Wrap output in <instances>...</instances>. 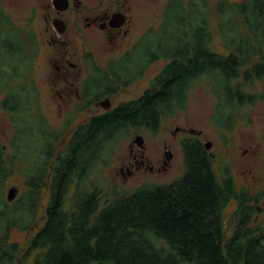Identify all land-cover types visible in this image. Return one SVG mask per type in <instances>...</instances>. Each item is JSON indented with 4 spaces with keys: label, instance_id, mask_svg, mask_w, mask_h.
<instances>
[{
    "label": "trees",
    "instance_id": "1",
    "mask_svg": "<svg viewBox=\"0 0 264 264\" xmlns=\"http://www.w3.org/2000/svg\"><path fill=\"white\" fill-rule=\"evenodd\" d=\"M214 31L225 54L210 47ZM3 45L0 90L10 85L0 108L13 123L17 110L19 123L32 124L41 143L27 145L25 130L13 127L8 147L0 144V264H264V228L254 205L259 196L237 188L227 165L217 175L212 153L197 136L180 141L183 170L166 183L103 193L88 181L114 142L131 130L157 131L164 117L184 109L187 92L202 78L216 98L210 120L223 130L232 131L238 111L264 99L252 90L264 81V0H167L157 30L149 29L128 56L87 79L85 91L97 100L164 59L150 86L92 115L67 142L61 141L66 129L52 132L40 112L28 114L20 87L26 84L5 73L15 55ZM17 164L25 189L8 203L1 188ZM44 190L48 200L40 218ZM231 201L236 207L227 233L224 210ZM13 228L36 231L22 247L9 239Z\"/></svg>",
    "mask_w": 264,
    "mask_h": 264
},
{
    "label": "rangeland",
    "instance_id": "2",
    "mask_svg": "<svg viewBox=\"0 0 264 264\" xmlns=\"http://www.w3.org/2000/svg\"><path fill=\"white\" fill-rule=\"evenodd\" d=\"M166 1L146 0L144 10H141L135 18L134 31L122 42V48L112 50L115 46L108 42L95 47L92 55L94 63L99 66L98 69L107 70L108 66L106 67L105 64L108 61L120 59L122 52L130 49L140 35L142 37L151 28L157 30ZM22 11L21 6H18V13L14 16H23L24 12ZM22 16L19 18H23ZM212 22L214 23V21ZM210 47L215 52L226 53L217 31H214ZM90 49L92 50V48ZM54 53V51L46 49L35 53V62L31 71L28 72L30 77L27 78L32 81L36 89L28 96L25 109L30 115L40 112V116L47 125L45 127L52 132L66 129V131L63 130L64 136L61 141L67 142L78 125L106 109L100 104L95 105L94 102L85 108L72 96L58 99L57 93L51 89V83L55 76L54 67L49 60L52 59ZM165 63L164 59H157L145 67L144 72L136 81L125 87L118 86L117 91L110 98L111 107L141 95L150 86L151 79ZM92 69L95 68L84 67V71L76 83L78 89L87 79L86 76L91 75ZM209 84L207 78L196 81L187 92L184 109L164 117L157 131L151 132L143 128L137 131L131 130L128 135L114 142L108 149L110 154L105 157L103 165L93 168L89 173V183L97 185L105 193L110 192L112 188H116L119 192L121 190L130 191L142 185L161 184L177 178L183 170L180 141L194 134L193 136H197L204 144L211 142L208 150L213 155V169L217 175L220 167L227 165L237 188L243 187L253 196H259L258 202L254 205L257 206V220L264 228V99H260L253 106L242 108L240 112L238 111L239 118L232 131L223 130L210 120L216 98ZM252 90L255 93L264 94V81L255 82ZM2 98L3 92H0V100ZM100 99H104V96L98 100ZM14 114L16 117L13 123L9 120L10 113L0 108V144L8 147L13 127L16 130H25L24 141L27 145L34 147L41 143V137L36 128L32 129V124L25 126L20 124L18 117L20 113L16 110ZM177 128H179L178 131ZM136 135H141L143 138L141 146L133 142ZM131 148H133L137 160L142 155L145 163H151L154 168L147 170L143 166L129 167L130 161L133 162ZM164 151L171 152V158L169 160L165 158L169 163L165 170L158 169L162 168ZM32 155H34V151ZM16 170L3 182L1 188L2 200L8 203H12L25 189L23 169L17 164ZM11 187H15L17 192L14 200L8 201L7 191ZM47 197V190H44L38 209L40 218L44 205L47 203ZM235 207V202L231 201L224 210L227 233L230 232L231 215ZM35 231L36 229L18 230L13 228L9 239L24 247Z\"/></svg>",
    "mask_w": 264,
    "mask_h": 264
},
{
    "label": "flooded vegetation",
    "instance_id": "3",
    "mask_svg": "<svg viewBox=\"0 0 264 264\" xmlns=\"http://www.w3.org/2000/svg\"><path fill=\"white\" fill-rule=\"evenodd\" d=\"M145 2L146 0H0V45L4 43L8 55H11V52L15 55L14 61L11 62L12 68L4 66L5 73L14 74L15 80L25 83V86H20L24 88L21 93L30 96L36 88L27 77H30L28 72L35 62V53L39 50H52L55 53L49 61L54 67L55 79L51 83V89L57 93L58 99L72 96L87 108L91 102L100 104L101 99H98L104 96V99L108 98L110 102L109 108L102 106L106 109L104 112L114 108L115 106L111 107L110 98L117 90L99 96L98 101L86 96L89 95V91H85L86 80L90 77L95 79L97 73L102 71V68L96 69L99 66L94 63L92 54L95 47L105 42L115 46L112 50L122 48V42L134 31L135 18L144 10ZM18 6H21L24 12L23 16L20 15L23 17L21 19L20 16H14L18 13ZM140 39L141 35L137 41ZM137 41L130 49L122 52L120 59L133 51ZM120 59L108 61L105 66L110 62H119ZM129 62L133 60L130 59ZM84 67L95 69L91 71L93 76H86L87 79L78 89L76 83ZM133 71L135 74L136 69ZM131 75L132 73L126 70L125 79L128 80ZM140 76H136L132 82ZM5 85V89L0 90L3 97L9 93L10 84ZM96 89L94 83L93 91ZM131 154L133 162L130 161L129 167L143 166L147 170L154 168L151 163H145L142 155L137 160L133 148ZM163 157L162 168L158 169L165 170L169 163L165 161L164 154Z\"/></svg>",
    "mask_w": 264,
    "mask_h": 264
},
{
    "label": "water",
    "instance_id": "4",
    "mask_svg": "<svg viewBox=\"0 0 264 264\" xmlns=\"http://www.w3.org/2000/svg\"><path fill=\"white\" fill-rule=\"evenodd\" d=\"M99 103H100V105H102L104 107H107V108H109V106H110V102H109L108 98H105V99L101 100ZM133 142H135L136 144L141 146L142 142H143L142 136L141 135H136L135 138L133 139ZM210 146H211V142L205 143L206 149H209ZM164 155H165L166 160H169L171 158V152L170 151H165ZM16 192H17V189L15 187L9 188L8 191H7V196H6L7 200L8 201L14 200V198L16 196Z\"/></svg>",
    "mask_w": 264,
    "mask_h": 264
}]
</instances>
